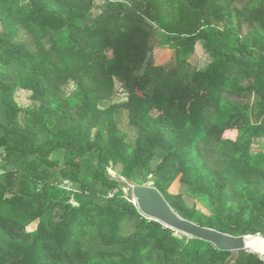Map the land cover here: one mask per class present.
<instances>
[{"label":"trees","instance_id":"16d2710c","mask_svg":"<svg viewBox=\"0 0 264 264\" xmlns=\"http://www.w3.org/2000/svg\"><path fill=\"white\" fill-rule=\"evenodd\" d=\"M93 7L0 0V264H264L261 246L221 250L147 218L131 191L151 183L181 217L262 240L264 0ZM154 45L173 65L150 61ZM17 88L37 105L19 106Z\"/></svg>","mask_w":264,"mask_h":264},{"label":"water","instance_id":"95a60500","mask_svg":"<svg viewBox=\"0 0 264 264\" xmlns=\"http://www.w3.org/2000/svg\"><path fill=\"white\" fill-rule=\"evenodd\" d=\"M131 191L133 202H136L139 211L147 218L159 221L166 227L190 237L209 241L221 250L250 249L247 242L249 238L256 236L231 235L189 221L178 215L160 191L152 185H133Z\"/></svg>","mask_w":264,"mask_h":264},{"label":"rangeland","instance_id":"374dc122","mask_svg":"<svg viewBox=\"0 0 264 264\" xmlns=\"http://www.w3.org/2000/svg\"><path fill=\"white\" fill-rule=\"evenodd\" d=\"M103 5H105V0H94V7L92 9V13L93 14L99 13ZM148 58L150 59V61H152V63L155 66H159V65L170 66V65H173V50L169 49V47L166 45L158 46V47L154 45L150 48L148 52ZM189 61L195 67L200 68L206 65L210 61V58L206 53H204L201 49H199L189 58ZM74 89H75V85L73 83H70L69 85L63 88V95L64 96L70 95ZM116 91L117 92L115 96L113 97V101H121V100L126 99L127 95L121 84L116 85ZM13 98L16 101V103L21 107L37 105V103L31 99V92L28 90L17 88L13 93ZM107 104L108 103H106V105ZM118 126H119V129L126 135L127 140L130 143H133L136 138V129L128 123V120L125 114H123V116L121 117V120ZM224 137L229 138L230 136H226L224 133ZM257 145L258 144H255L254 149L257 148ZM262 145L264 147V141H262ZM58 156H59V160L63 161V151H60V154ZM2 158H3V152H2V149H0V165L2 163ZM157 161L158 159L155 162L151 163L152 167L156 165ZM117 168H115L116 170L109 169V173L114 176L118 171ZM148 184L150 185L151 183H147V185ZM178 189H179V183L177 182L173 184L172 186H170L169 188L171 192H175ZM186 201L189 204H192L194 200L190 196H187ZM36 226H37V222L35 221L29 224L27 226V229L34 230ZM132 230H133V225L131 223L124 224V229H123L124 232L128 233V232H131ZM261 243H262V247L264 248V237L262 238ZM249 248L250 249H246V250L253 251L251 247Z\"/></svg>","mask_w":264,"mask_h":264},{"label":"bare ground","instance_id":"6f19581e","mask_svg":"<svg viewBox=\"0 0 264 264\" xmlns=\"http://www.w3.org/2000/svg\"><path fill=\"white\" fill-rule=\"evenodd\" d=\"M249 243H247V247H251V248H258V247H262V243H261V238L259 235L253 236L251 238H249L248 240ZM263 248V247H262ZM264 251V248H263Z\"/></svg>","mask_w":264,"mask_h":264},{"label":"crops","instance_id":"0c3cea01","mask_svg":"<svg viewBox=\"0 0 264 264\" xmlns=\"http://www.w3.org/2000/svg\"><path fill=\"white\" fill-rule=\"evenodd\" d=\"M226 132V131H225ZM236 135H237V131H236ZM236 135H235V137H236ZM235 137L233 138V137H229V138H231V139H235Z\"/></svg>","mask_w":264,"mask_h":264},{"label":"built area","instance_id":"2783aa9c","mask_svg":"<svg viewBox=\"0 0 264 264\" xmlns=\"http://www.w3.org/2000/svg\"><path fill=\"white\" fill-rule=\"evenodd\" d=\"M264 260V258H262Z\"/></svg>","mask_w":264,"mask_h":264}]
</instances>
